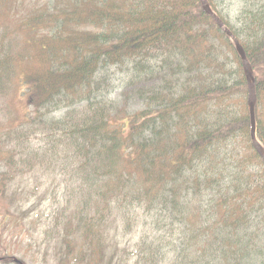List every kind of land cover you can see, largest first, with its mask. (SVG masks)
Returning <instances> with one entry per match:
<instances>
[{"label":"trees","instance_id":"obj_1","mask_svg":"<svg viewBox=\"0 0 264 264\" xmlns=\"http://www.w3.org/2000/svg\"><path fill=\"white\" fill-rule=\"evenodd\" d=\"M209 2L246 48L264 147V0H242L241 28ZM0 23V93L16 98L0 122V216L23 177L58 168L82 210L63 238L71 264L105 261L107 214L128 229L139 211L156 219L155 242L142 239L135 264H264L248 82L200 0H0ZM114 67L143 107L111 99Z\"/></svg>","mask_w":264,"mask_h":264},{"label":"rangeland","instance_id":"obj_2","mask_svg":"<svg viewBox=\"0 0 264 264\" xmlns=\"http://www.w3.org/2000/svg\"><path fill=\"white\" fill-rule=\"evenodd\" d=\"M216 1L220 11L231 24L241 28L239 18L243 6L242 0ZM29 4L30 1L19 8H25ZM5 32L0 26V44L5 39ZM11 34L9 33L10 37ZM112 72L116 89L110 96L111 99L118 100L122 104L128 103L132 109L143 107L144 98L140 97L137 92L139 85L134 84L133 94H130L128 98L125 96L127 91L125 84L129 80L130 72L127 73L125 67H114ZM15 99L11 94L0 93L1 123H7L11 118V113L15 115L13 103ZM63 113H65L64 110L57 112L58 115ZM2 139L6 138L1 135L0 141ZM66 180L67 177L58 168L54 173H46L44 170L37 169L36 172L22 178V182H26L23 186L28 185L26 191L23 192L25 194L23 196L18 194L15 199L9 195L5 204L10 210H4L7 217L0 216V257L13 256L22 259L27 264H71L66 259L63 238L72 230L68 221L69 217L72 216V222L76 223L75 216H79V211L82 212V210H79V192L74 189L76 184H70ZM87 212L94 214L91 209ZM107 216L111 234L109 236L110 247L106 260L101 264H135L137 257L134 254L141 245L142 239L150 237L155 242L156 219L149 218L144 211H139L138 224L127 229L119 216L117 220L111 222L113 216L109 214ZM77 236L83 239L80 235ZM0 264H7V262L0 260Z\"/></svg>","mask_w":264,"mask_h":264},{"label":"water","instance_id":"obj_3","mask_svg":"<svg viewBox=\"0 0 264 264\" xmlns=\"http://www.w3.org/2000/svg\"><path fill=\"white\" fill-rule=\"evenodd\" d=\"M204 11L210 16H213L218 24L219 27H221L229 37L233 40L235 43L236 48L238 49V52L240 54L241 60H243V66L244 71H246V77L247 82H249V98L248 103L250 104V116H251V138H253V143L255 148L258 150L260 155H262V158L264 160V149L262 144H260L258 138L256 137V115H255V107H256V93H255V79L253 75V70L251 68V64L249 59L247 58V53L245 48L242 47L240 41L237 37H235L234 33L231 32L228 26L224 23L222 19L213 11L211 4H209L208 0H201ZM18 261V260H17Z\"/></svg>","mask_w":264,"mask_h":264}]
</instances>
